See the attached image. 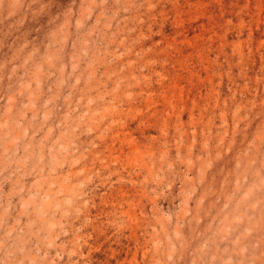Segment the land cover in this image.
Masks as SVG:
<instances>
[{
	"label": "rangeland",
	"instance_id": "obj_1",
	"mask_svg": "<svg viewBox=\"0 0 264 264\" xmlns=\"http://www.w3.org/2000/svg\"><path fill=\"white\" fill-rule=\"evenodd\" d=\"M0 264H264V0H0Z\"/></svg>",
	"mask_w": 264,
	"mask_h": 264
}]
</instances>
